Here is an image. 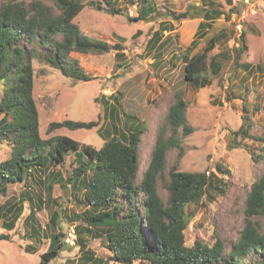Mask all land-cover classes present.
<instances>
[{
    "label": "rangeland",
    "instance_id": "1",
    "mask_svg": "<svg viewBox=\"0 0 264 264\" xmlns=\"http://www.w3.org/2000/svg\"><path fill=\"white\" fill-rule=\"evenodd\" d=\"M40 1L58 13L53 0ZM82 1H99L103 8L87 4L74 18L75 24L89 36L110 43L121 41L125 56L117 58L115 50L101 54L72 51L70 56L93 75L89 81L66 76L60 69L35 59L33 93L39 109L41 136L67 135L100 148L120 130H128V127L124 128L125 116L130 114L137 118L142 129L141 178L151 160L157 135L166 125L174 93L183 90L188 104L186 116L194 131L182 137L184 156L178 168L206 171L208 175L215 173L220 179L215 180L213 189L199 202L187 205L189 223L185 229V243L190 246L200 239L213 244L220 237L228 250L245 225L247 194L252 184L264 174V70L248 71L238 65L235 50L240 44L241 31H246L248 49L242 53L239 62L264 65V0H233L232 4L226 0H156L158 11L139 20L128 17L138 16L139 0L134 3L130 0ZM4 2L0 0V6ZM110 4L119 11L110 12ZM203 7L221 8L231 18L228 20L222 15L215 19L206 35L196 40L192 55L201 51L212 35L224 32V38L209 55V58L219 55L221 70L217 74L209 70L207 76L211 83L197 88L184 77L181 54L196 39L198 27L204 21ZM187 9L194 14L193 18L173 19L171 13ZM157 30L161 31L160 40L155 48L147 49L149 39ZM3 91L4 83L0 81V102ZM111 104L118 106L120 115L105 119V107L110 108ZM2 116L0 112V119ZM65 119L94 120L98 125L91 129L67 126L49 129L51 122ZM131 121L128 119L127 123ZM243 123L245 130L236 136L234 132ZM11 152L12 143L0 139V161L9 158ZM177 155V149L169 151L163 180L158 181V190L165 202L168 197L165 181ZM78 164L75 153L70 151L65 160L56 165L62 185L60 182L54 185L52 200L47 202H40L37 196V191H41L45 197L43 183L39 182L44 176L39 170L34 173L36 178L0 184V233L10 235L9 239H0V264H41L42 254L50 246V234L57 231L63 233L67 244L47 264H82V252L76 244L73 225L78 222L68 216L81 211L70 178ZM28 195H34L33 203ZM32 208L36 211L34 216H30ZM13 210L16 212L12 213ZM19 211L21 216L15 227L8 230L3 223ZM54 211L60 215L56 224ZM253 220L264 232V215H257ZM88 244L97 256L111 257L106 240L90 238ZM109 264L123 263L110 260ZM129 264L148 263L136 260Z\"/></svg>",
    "mask_w": 264,
    "mask_h": 264
},
{
    "label": "trees",
    "instance_id": "2",
    "mask_svg": "<svg viewBox=\"0 0 264 264\" xmlns=\"http://www.w3.org/2000/svg\"><path fill=\"white\" fill-rule=\"evenodd\" d=\"M53 1L59 10L57 14L40 0L29 3L25 0H5L0 6V81L4 83L0 102V112L3 114L0 119V139L12 143L11 156L0 161V184L36 178L34 173L39 170L44 176L39 182L43 183L45 197H42L41 191H37V196L40 202L50 201L54 185L61 179V173L55 167L65 160L68 152L73 151L79 164L70 178L73 193L81 203V211L68 216L78 222L73 225L77 235L76 244L82 252V264H109L110 260L123 264L136 260L148 264H264V232L253 220L257 215H264V174L252 184L247 194L245 225L239 238L228 250L220 237L213 244L200 239L190 246L185 243V229L189 223L187 205L199 202L213 189L215 180L220 179L215 173L208 175L206 171H184L178 168L184 156L182 137L194 131L186 116L188 104L183 90L174 93L166 125L157 135L151 160L141 178L139 159L142 129L137 118L130 114L125 116L124 128L128 127V130H120L100 148L67 135L50 138L41 136L39 109L33 93L35 59L60 69L66 76L89 81L94 78L93 75L70 56L72 51L101 54L115 50L117 58L125 56L121 41L110 43L84 34L74 22L76 15L87 4L103 8L101 2ZM145 1H138V16L128 15L131 20L145 19L158 11L154 3L156 0ZM134 2L130 0V3ZM226 2L232 4L233 0ZM148 3L151 5L148 6ZM110 5V12L119 11L116 6ZM203 8L204 21L198 27L196 39L181 54L184 77L197 88L211 83L207 76L209 70L214 74L221 70L219 55L211 58L209 55L224 38V32L212 35L203 49L192 55L196 40L206 35L207 28L215 19L222 15L228 20L231 18L221 8ZM171 15L175 21L194 17L190 9ZM160 38L161 31H155L147 43V49L155 48ZM239 40L240 44L235 49L237 64L248 71H263L264 65L260 63L255 66L248 61L239 62L242 53L248 49L246 31H241ZM119 115L116 104L105 107V119ZM128 119L132 120L129 124ZM96 125L98 121L94 120L65 119L51 122L49 129L63 126L91 129ZM242 130H245L244 123L234 132L235 135ZM173 149L178 150V155L165 181L168 192L165 202L159 193L158 181L163 180L167 155ZM28 196L33 203L34 195ZM35 214L32 208L30 216ZM20 216L21 211L15 213L3 223L4 226L12 230ZM59 217L54 211L55 224ZM34 232L38 233V230L34 228ZM9 238L8 233H0V239ZM90 238L106 240L111 257L97 256L89 247ZM50 239L48 250L42 254L41 264L56 258L67 244L61 231L52 232Z\"/></svg>",
    "mask_w": 264,
    "mask_h": 264
},
{
    "label": "built area",
    "instance_id": "3",
    "mask_svg": "<svg viewBox=\"0 0 264 264\" xmlns=\"http://www.w3.org/2000/svg\"><path fill=\"white\" fill-rule=\"evenodd\" d=\"M73 240V239H72ZM74 242V241H73Z\"/></svg>",
    "mask_w": 264,
    "mask_h": 264
}]
</instances>
